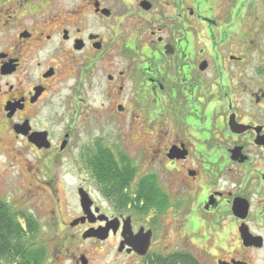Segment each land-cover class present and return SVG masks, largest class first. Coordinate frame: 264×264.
<instances>
[{
	"label": "flooded vegetation",
	"instance_id": "obj_1",
	"mask_svg": "<svg viewBox=\"0 0 264 264\" xmlns=\"http://www.w3.org/2000/svg\"><path fill=\"white\" fill-rule=\"evenodd\" d=\"M205 1L0 0V159L49 188L41 213L0 195V264H22L17 241L24 264H93L80 234L104 216L118 224L105 239L117 254L144 260L167 214L184 246L203 241L211 253L227 237L229 252L239 248L213 264H252L247 256L264 246V51ZM69 154L76 214L55 193ZM127 217L133 233L151 231L145 254L118 250ZM243 226L261 247L243 243ZM44 229L48 249L36 240Z\"/></svg>",
	"mask_w": 264,
	"mask_h": 264
},
{
	"label": "rangeland",
	"instance_id": "obj_2",
	"mask_svg": "<svg viewBox=\"0 0 264 264\" xmlns=\"http://www.w3.org/2000/svg\"><path fill=\"white\" fill-rule=\"evenodd\" d=\"M194 2H196V0H193V3ZM203 3H205L206 8L212 5L213 13L215 14L224 8V20L233 21L235 25H238L246 32L245 44H248L249 39L254 36L256 37V42L258 44L256 50L264 51V0H207ZM199 12L201 13L202 10ZM249 26H251L252 29L255 28V35L252 34L251 29H248ZM232 50L240 51L241 48H238L235 43ZM64 109L63 122L67 117V110L66 108ZM55 122H58V119H56ZM108 130L109 128L107 127V132ZM71 158L72 156L69 154V156H66L63 160L61 170L58 171L60 182L56 184L55 193L61 198L62 210L76 214L79 206L76 196V183L78 182V176ZM0 162L3 165V168H1L2 175L0 176V195L13 196L17 203H19L17 204V207L20 209L24 210L27 207H32L33 211L37 210L39 213L43 212L44 210L39 207L42 206V202H46L43 197L48 195L47 192L49 188L45 186L36 187L32 185V183L30 184L32 179L27 178L25 173L18 172L15 168L11 167V163L6 158L1 157ZM98 201L101 202L100 199H98ZM102 207L109 212L114 210L112 204L105 201L102 202ZM134 221H138L137 217H135ZM173 222L174 219H172V216L169 214L160 218V225L156 232L154 245L150 254H167L175 247H178L179 249L192 253L202 264H213L212 259L215 257H227L229 254L239 255L237 252L239 251V248L237 246H235V250L231 252L227 250L230 248V246H228L229 238L227 237H223L222 240L224 242V245H222L224 249L215 247L213 248L214 251H211V253L209 252V244L203 241L195 242L192 246H184L181 244L183 241L177 239V235L172 231L171 224H173ZM202 232L203 230L200 229L197 236L201 235ZM261 232L264 235V229H262ZM52 238L53 235L44 229L43 232H40V234L37 235L36 240L39 241V244L46 246L48 249V242H50ZM188 243L189 241H187V244ZM79 248L91 257L93 264H141L143 262V259L139 260L138 258L129 256L125 253L121 255L117 254L116 240L114 239L94 242L90 239H82L80 234ZM247 259H249V262L252 264H264V246L261 250L252 251L247 256ZM68 263L67 260L64 261V264Z\"/></svg>",
	"mask_w": 264,
	"mask_h": 264
},
{
	"label": "water",
	"instance_id": "obj_3",
	"mask_svg": "<svg viewBox=\"0 0 264 264\" xmlns=\"http://www.w3.org/2000/svg\"><path fill=\"white\" fill-rule=\"evenodd\" d=\"M79 199H80V206L82 207L84 213L87 215L88 209L92 205V201L90 200L88 194L83 190L79 189L78 192ZM106 220V224L104 226H99L97 228H89L82 232L81 237L82 239H87L94 237L100 241L105 240L109 235V229L112 228V231L115 232L118 228L117 222H115L114 219H108L106 216H104ZM117 220V219H116ZM241 238L243 240V243L245 245H254L255 247H261L262 246V237L259 235H252L246 226L241 227ZM122 237L123 241H121V244L118 247V250L123 249L124 243H128L131 245L135 251H137L139 254H145L148 250L149 244H150V237H151V231L144 232L141 228L136 232L133 233L130 225V218L127 217L123 221L122 226ZM130 238V241L129 239ZM81 261L84 262V258L81 257ZM218 264H248L244 261H237V260H231L230 262L227 261H218Z\"/></svg>",
	"mask_w": 264,
	"mask_h": 264
},
{
	"label": "trees",
	"instance_id": "obj_4",
	"mask_svg": "<svg viewBox=\"0 0 264 264\" xmlns=\"http://www.w3.org/2000/svg\"><path fill=\"white\" fill-rule=\"evenodd\" d=\"M107 156H109L108 153H107ZM132 174H133V172L129 171L128 177L126 178L125 181H122L124 179H119V178L114 179L113 183L116 182V185H117V188H115V190L116 191L121 190L120 188H123V186L127 185L129 183V181L131 180ZM103 178H101V179H103ZM126 195H127V193H126ZM128 199H130V198H127V200ZM133 207L136 208V205L134 204ZM18 236H19V234L16 235L17 240H18ZM24 245L25 244L23 242L19 243L17 241V243H16V254L20 255L22 264H24L26 262V260H25L26 256H23V254L26 252ZM31 252L33 254L36 253L37 255H39V253H41L42 250L39 249L38 251H36L35 249L31 248ZM141 264H202V263L196 256H194L189 251L175 250V251L169 252L167 254L152 253V254L148 255L143 260V262Z\"/></svg>",
	"mask_w": 264,
	"mask_h": 264
}]
</instances>
